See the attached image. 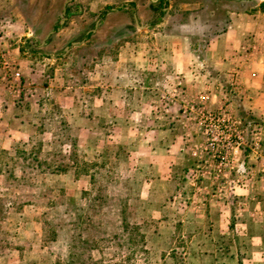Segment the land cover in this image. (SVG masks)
Returning a JSON list of instances; mask_svg holds the SVG:
<instances>
[{
	"label": "rangeland",
	"instance_id": "1",
	"mask_svg": "<svg viewBox=\"0 0 264 264\" xmlns=\"http://www.w3.org/2000/svg\"><path fill=\"white\" fill-rule=\"evenodd\" d=\"M65 1L0 0V29L7 48L18 49L19 58L28 59L30 73L37 80L31 79L29 88L32 91L35 87L57 90L44 101V110L38 117L41 123L32 138L17 145L0 146V264L246 263L253 254V239L246 234L250 223L244 215V220L239 222L233 214H237L238 209L248 215L252 210L264 208V190L258 189L256 193L255 189L253 194L259 197L260 204L251 207L240 203L226 207L205 203L202 195L216 194L217 184L213 183L215 179H205L203 184L212 182L211 188L202 189L204 178L199 171L202 168L216 170V161L205 148V137L198 123L199 110L185 109L195 116L192 120L194 129L198 130L194 135L198 141L193 142V148L197 159L193 165L189 159V164L181 170L177 189H159L161 196L153 198L140 187L144 176L137 173L134 166L133 169L128 166L126 150H122L118 142H107L103 130L93 144L78 142L74 127L66 118L67 110L58 98L68 96L72 88L65 86H78L90 70L86 62L74 65V50L62 56L61 46L82 38L96 20L101 25L94 38L101 44L82 49L80 54L86 56L83 60L87 61L89 55L93 56L98 50L103 56L100 61L120 55L127 37L114 42L109 37L124 24V19L119 13L112 14L110 8L121 9L133 4L142 22L153 23L163 16L162 8L168 7L163 23H179L177 29L185 32L182 24L186 14L183 12L197 9L202 0H69L64 5ZM263 1L206 2L217 3L215 7L219 9L222 24L228 10L256 8L258 12ZM79 5L83 9L81 13L77 12ZM70 11L74 13L68 15ZM162 26L139 30L130 38L135 42L136 38H155L163 32L174 31L167 25ZM51 30L55 38L51 45L41 48L28 39L35 53L25 52V36L34 32L42 40ZM39 51L58 54L61 58L54 60L37 54ZM18 72L20 81L16 82L23 84L26 76L21 69ZM238 78L237 71L231 70L229 76L223 78L226 79L224 94L216 98L214 108L205 110L215 111L221 107L238 119L247 117V129L242 122L245 149L240 152L245 155L237 156L233 165L244 163L246 167H254L255 179L261 181L264 116L254 114L247 106L239 112L234 108L243 95L238 93ZM216 80L220 82V78ZM110 127L105 126V131ZM195 164L199 177L194 176L192 183L185 175L190 165ZM230 194L245 196L230 192L227 196ZM148 199L151 201L147 202ZM211 210L219 213L227 210L230 218L228 221L208 219L206 214Z\"/></svg>",
	"mask_w": 264,
	"mask_h": 264
},
{
	"label": "crops",
	"instance_id": "2",
	"mask_svg": "<svg viewBox=\"0 0 264 264\" xmlns=\"http://www.w3.org/2000/svg\"><path fill=\"white\" fill-rule=\"evenodd\" d=\"M131 5L121 9L110 8L112 14L121 15L124 24L109 38L114 42L127 37L117 58L100 61L103 56L98 50L84 61L86 56L80 54L82 49L100 43L94 35L98 33L101 22L85 39H74L61 46L62 56L66 51L70 53L74 50V65L86 62L90 70L78 86H65L66 89L72 88L68 96L57 97L67 110L66 118L74 127L78 142L93 144L103 130L107 142H118L119 147L126 150L128 166L132 169L134 166L136 172L144 176L140 187L154 198L161 196L162 189H177L181 170L190 160L193 165L197 159L193 148V142L198 141L197 135L194 136L198 130L194 129L195 121L192 120L195 116L185 109L214 108L216 98H220L226 89V79L224 81L223 78L229 76L231 70L239 74L238 93L243 94L239 96L242 101L236 103L234 108L239 112L240 108L247 106L254 114L264 116V9L258 12H255L256 8L229 11L224 31L204 40L194 39L188 33L179 31V24L142 22L137 8ZM79 7L77 12L81 13L83 9ZM167 9L162 8L163 18ZM162 25L174 31L163 32L155 38H136L135 42L130 38L139 30ZM27 36L23 39L25 52L34 54L26 40ZM29 39L41 48L51 45L55 40L52 35L46 43H43L45 37L39 40L37 35ZM73 42L79 43L71 45ZM3 46L15 70L20 65L19 69L26 79L19 86L16 81L8 80L0 68L1 147L24 143L32 138L41 123H38V117L44 110V101L57 93V90L49 87L45 90L35 87L33 92L28 83L37 80L30 73L28 59L19 58L18 49L9 50L5 40ZM66 46H69L68 50H65ZM37 54L54 60L61 58L58 54L48 52L39 51ZM81 59L84 60L80 62ZM78 69L81 70L80 67ZM215 77L220 78V82L217 83ZM219 88L221 91L217 90ZM239 117L247 129L245 124L249 120L244 116ZM105 126H111L110 132L105 131ZM243 155L245 153H240L239 157ZM192 165L187 172L185 170L189 181L195 182L193 177H199L197 171L204 178L201 181L202 189L211 188L212 182L203 184L205 179H215L213 183L217 184L216 194L202 195L205 203L225 207L237 203L250 207L260 204L259 197L253 193L255 189L256 193L258 189L264 190V176L261 181L256 180L254 167H246L243 163L222 172L203 168L198 172L196 164ZM228 192L243 193L245 196L230 194L228 197ZM237 211L234 217L239 222L244 220V216L248 219L250 226L246 234L253 239L251 260L243 264H264V208L252 210L248 215L243 209ZM206 217L216 221H228L230 218L227 210L223 213L211 210Z\"/></svg>",
	"mask_w": 264,
	"mask_h": 264
},
{
	"label": "built area",
	"instance_id": "3",
	"mask_svg": "<svg viewBox=\"0 0 264 264\" xmlns=\"http://www.w3.org/2000/svg\"><path fill=\"white\" fill-rule=\"evenodd\" d=\"M0 29V68L11 81H20V73L15 70L3 46L4 38ZM20 86V82L18 83ZM198 123L205 137V148L216 161V169L222 172L232 168L235 159L244 147L242 121L232 116L225 108L215 111H197Z\"/></svg>",
	"mask_w": 264,
	"mask_h": 264
},
{
	"label": "trees",
	"instance_id": "4",
	"mask_svg": "<svg viewBox=\"0 0 264 264\" xmlns=\"http://www.w3.org/2000/svg\"><path fill=\"white\" fill-rule=\"evenodd\" d=\"M206 1H200L201 5L197 9L183 12L186 16L183 20L184 24L182 25L186 27L185 32L191 35L194 39L201 38L207 40L224 31L226 28L228 17L226 16L221 24L219 9L215 7L217 3H211L212 5H210V3H207ZM260 9H264V1L260 4ZM175 24L177 23L175 22Z\"/></svg>",
	"mask_w": 264,
	"mask_h": 264
},
{
	"label": "water",
	"instance_id": "5",
	"mask_svg": "<svg viewBox=\"0 0 264 264\" xmlns=\"http://www.w3.org/2000/svg\"><path fill=\"white\" fill-rule=\"evenodd\" d=\"M153 1L155 2V0H153ZM79 9H80V7H79ZM72 13H74V12H68L67 14L70 15V14H72ZM61 19H62V20H65L66 17H62ZM162 19H163V17H162V16H159L158 21L160 22V21H162ZM101 21H102V19H101ZM97 24H98V21H97V23L93 26V28H91L90 30H88V31L85 32V34H84V36L82 37V39H85V38L88 36L89 33L94 32L95 29H96V27H97ZM57 29H60V26H58ZM53 32H54V30H51V31L48 32V34L45 36V40L43 41V43H46V40L49 38V36H50ZM32 37H36V34H35L34 32L31 33L30 35H28L27 38H26V40H28L29 38H32ZM77 43H79V42H73L71 45H75V44H77ZM68 48H69V46H66V47H65V50H68Z\"/></svg>",
	"mask_w": 264,
	"mask_h": 264
},
{
	"label": "flooded vegetation",
	"instance_id": "6",
	"mask_svg": "<svg viewBox=\"0 0 264 264\" xmlns=\"http://www.w3.org/2000/svg\"><path fill=\"white\" fill-rule=\"evenodd\" d=\"M123 8V7H122Z\"/></svg>",
	"mask_w": 264,
	"mask_h": 264
}]
</instances>
